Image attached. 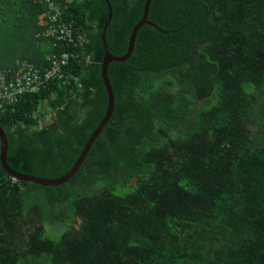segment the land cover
Returning <instances> with one entry per match:
<instances>
[{
    "label": "trees",
    "instance_id": "trees-1",
    "mask_svg": "<svg viewBox=\"0 0 264 264\" xmlns=\"http://www.w3.org/2000/svg\"><path fill=\"white\" fill-rule=\"evenodd\" d=\"M54 1L78 42L65 80L0 113L10 168L50 179L74 168L109 102L107 0ZM147 1L109 0L113 55ZM45 12L0 0V68L60 53L38 38ZM149 21L109 64L114 113L75 177L14 182L0 163V264H264V0H152Z\"/></svg>",
    "mask_w": 264,
    "mask_h": 264
},
{
    "label": "built area",
    "instance_id": "built-area-1",
    "mask_svg": "<svg viewBox=\"0 0 264 264\" xmlns=\"http://www.w3.org/2000/svg\"><path fill=\"white\" fill-rule=\"evenodd\" d=\"M35 2L46 7L44 19L41 22L46 29L38 34V38L53 40L55 48L59 49L60 53L48 55L46 65L23 59L17 60L15 67L0 68V113L8 106L16 104L26 93L40 91L51 81L65 80L67 67L77 55L71 47L76 46L78 42L73 37V26L64 19L63 8L54 0H35ZM63 41L67 44L62 48L60 46L64 43ZM12 180L17 181L14 177Z\"/></svg>",
    "mask_w": 264,
    "mask_h": 264
},
{
    "label": "water",
    "instance_id": "water-1",
    "mask_svg": "<svg viewBox=\"0 0 264 264\" xmlns=\"http://www.w3.org/2000/svg\"><path fill=\"white\" fill-rule=\"evenodd\" d=\"M107 2H108V6L110 7V11H109L108 21H107L106 25L104 26L103 34H102V40H103L104 49H105V55H104L103 62H102V77H103L105 87L107 89L109 102H108V109H107V112H106V115H105L103 121L101 122L99 127L95 130V133L93 134V136L89 140V142L86 145L80 159L78 160V162L74 166V168L66 176H63V177L57 178V179H50V178L38 177L35 175H28V174L17 172L14 169L10 168V166L7 163V153H8V148H9L8 139H7L6 132L4 131V129L2 127H0V139H1V143H2L1 153H0L1 167H3V169L5 170V172L7 174L16 178L17 180L34 182L36 184H40V185H44V186H59V185L65 184L66 182L71 180L73 177H75L77 175V173L80 171V169L84 165L85 161L87 160L93 146L95 145L97 138L99 137L101 132L104 130L106 125L111 120L113 113H114V108H115V96H114L113 88H112V85L110 83V79L108 76L109 64L112 63L113 61H119V62L127 61L132 56V54L135 50V46H136V42H137L139 32L147 24H153V23H151L149 21V13H150L152 0H148L147 4H146V11H145L144 18L138 24V26L135 28V30L132 34L131 41H130V47H129L128 52L123 56H115L108 50V46L106 43V32H107V29H108V27L112 21V18H113V12H112V8L110 6L109 0H107Z\"/></svg>",
    "mask_w": 264,
    "mask_h": 264
},
{
    "label": "rangeland",
    "instance_id": "rangeland-1",
    "mask_svg": "<svg viewBox=\"0 0 264 264\" xmlns=\"http://www.w3.org/2000/svg\"><path fill=\"white\" fill-rule=\"evenodd\" d=\"M48 117H49V118H48ZM51 117H52V116L48 115V116H47L48 119L45 120V121H42V126H46V125L49 123V121L51 120V119H50ZM53 231H55V230H53ZM49 233H50L51 235H52V234L54 235V233H52V232H50V231H49ZM54 236H57V235H54Z\"/></svg>",
    "mask_w": 264,
    "mask_h": 264
}]
</instances>
